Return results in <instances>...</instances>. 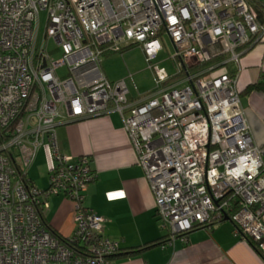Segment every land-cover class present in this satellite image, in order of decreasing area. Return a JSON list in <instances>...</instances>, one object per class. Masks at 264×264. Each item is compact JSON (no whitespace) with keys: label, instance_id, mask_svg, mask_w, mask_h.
I'll return each instance as SVG.
<instances>
[{"label":"built area","instance_id":"1","mask_svg":"<svg viewBox=\"0 0 264 264\" xmlns=\"http://www.w3.org/2000/svg\"><path fill=\"white\" fill-rule=\"evenodd\" d=\"M164 36L176 48L178 72L155 71L152 93L131 100L125 79L95 75L107 52L130 45L154 69ZM257 43H264V0H0V264H111L120 243L85 203L97 179L92 159L63 152L57 127L112 111L169 241L229 219L264 251V145L236 86L240 58ZM45 145L52 164L40 188L28 169ZM59 194L75 210L65 242L44 220Z\"/></svg>","mask_w":264,"mask_h":264},{"label":"crops","instance_id":"2","mask_svg":"<svg viewBox=\"0 0 264 264\" xmlns=\"http://www.w3.org/2000/svg\"><path fill=\"white\" fill-rule=\"evenodd\" d=\"M95 75L111 81L118 78L113 74L109 78L100 70ZM262 80L264 43H257L240 58L236 86L243 92L250 84ZM139 95L130 90L129 99ZM241 100L254 139L263 146L264 91L242 94ZM57 140L63 152L92 159L97 179L90 185L85 203L107 219L106 235L118 241L124 250L111 264H264V258L229 219L196 227L188 233L187 240L178 236L169 241V231L161 227L155 196L118 112L62 124L57 127ZM39 152L40 160H49L50 169L49 147L45 145ZM28 176L40 188L49 185V171L46 183L38 184L29 171ZM74 215L73 202L61 194L50 198L44 213L48 224L64 237L74 233ZM137 247H141V252L124 254Z\"/></svg>","mask_w":264,"mask_h":264},{"label":"rangeland","instance_id":"3","mask_svg":"<svg viewBox=\"0 0 264 264\" xmlns=\"http://www.w3.org/2000/svg\"><path fill=\"white\" fill-rule=\"evenodd\" d=\"M45 22L46 13H43L41 34L45 30ZM161 42L163 47L158 56L152 61L154 69L149 67L143 49L139 45H133L124 53L115 52L110 55H104L102 62L99 64V70L108 74L109 78H112L110 74L118 76L114 81L125 79L129 89L134 94L152 93L157 87L155 71L169 75H176L178 72V62L173 58V55L176 53L173 42L168 36L162 37ZM49 43L51 49H56L57 45L53 39H50ZM53 56L57 60L61 59L62 52H53ZM188 63L196 65V60H188ZM58 72L61 76L66 75L67 67L63 66L59 68ZM40 156L41 153L39 152L37 158L28 169L29 174L36 181L38 180V184H41V182L46 183L49 171V160H40Z\"/></svg>","mask_w":264,"mask_h":264},{"label":"trees","instance_id":"4","mask_svg":"<svg viewBox=\"0 0 264 264\" xmlns=\"http://www.w3.org/2000/svg\"><path fill=\"white\" fill-rule=\"evenodd\" d=\"M259 9V8H258ZM259 12H261V9H259ZM131 47L133 46V45H130ZM130 46H127V47H124V48H122V49H120V50H118V51H112V52H107L105 55H110V54H113V53H115V52H121V53H124L126 50H128L129 48H131ZM214 60L215 59H212V60H210L208 63H211V62H214ZM207 63V64H208ZM186 74V73H185ZM253 90H263L264 91V80H262V81H259V82H256V83H253V84H250L246 89H245V91H243V92H240V94L242 95V94H245V93H250L251 91H253ZM15 167H16V170H17V172L19 173V174H21L22 175V173L20 172V167L17 165V164H15ZM28 176L25 174V175H23V178L26 180V178H27ZM45 220V224L49 227V229L57 236V237H59L63 242H65L66 241V238L67 237H64V236H62L58 231H56L53 227H51V225H49L48 224V222L46 221V219H44ZM169 237V236H168ZM249 240V242L254 246V248L258 251V253L264 258V251L260 248V246L258 245V244H256L255 242H253L252 240H250V239H248ZM161 242V241H160ZM164 243V242H163ZM124 250L120 247V249H119V251L116 253V254H114L113 256H111L110 257V259H111V261H112V259L113 258H115L118 254H120L121 252H123ZM139 252H141V247H137V248H135V249H131L128 253H124V254H131V255H134V254H137V253H139Z\"/></svg>","mask_w":264,"mask_h":264}]
</instances>
